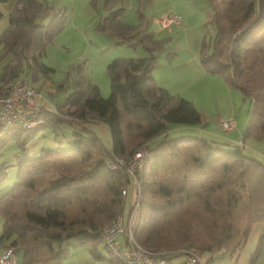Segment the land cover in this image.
<instances>
[{"label":"trees","instance_id":"obj_1","mask_svg":"<svg viewBox=\"0 0 264 264\" xmlns=\"http://www.w3.org/2000/svg\"><path fill=\"white\" fill-rule=\"evenodd\" d=\"M208 2L209 23L216 34L211 46L203 44L200 64L251 101L242 143L195 135L170 137V126H199L207 116L155 80V53L161 45L146 30L149 21L144 20L139 28L146 29L134 35L137 28L116 27L111 11L99 29L122 43L143 46L149 56L112 60L107 67L111 82L107 98L98 85H91L89 91H74L60 104L76 107L73 113L81 126L41 107H31L45 118L37 127L0 125V149L9 138L20 148L17 179L9 191L0 192V240L22 254L21 264H65L70 240L91 244L96 258L108 259L95 248L117 214L131 210L123 191L134 180L141 188L135 238L170 261L179 255L185 258L189 251L206 257L205 264L221 252L236 258L252 225L264 223V153L260 159L244 150L245 140H264V0ZM65 18L62 11L39 0L15 4L0 34V62L4 61L0 97L8 95L10 83L18 77L33 82L52 77L56 70L44 57L64 29ZM95 118L107 125L111 149L86 124ZM63 122L74 126L68 148L43 147L39 154H29V145L47 127L61 140ZM137 150L144 151V165L135 175L125 165L108 166L116 158L127 162ZM8 168L0 162V181ZM109 260L121 263L113 256Z\"/></svg>","mask_w":264,"mask_h":264},{"label":"rangeland","instance_id":"obj_2","mask_svg":"<svg viewBox=\"0 0 264 264\" xmlns=\"http://www.w3.org/2000/svg\"><path fill=\"white\" fill-rule=\"evenodd\" d=\"M18 1L0 2V10L4 13V17L0 19V34L8 24V14ZM39 1L62 11L66 16V23L64 29L49 44L47 55L44 57V62L56 71L49 79L32 81L41 94L35 98L37 104L42 100L44 107L50 109L66 102L74 91H89L91 85H98L101 95L107 98L111 93L108 64L116 58L149 56L148 50L143 46L122 43L117 36L99 29L103 18L109 17L112 11L111 18L114 19L116 27L137 28L134 35L146 29L145 25L139 28L144 20L149 21L146 30L150 31L153 39L161 45L160 50L155 53L157 62L153 76L160 86L168 91L172 90L170 92L176 95L181 93L180 96L192 101L196 108L207 116L204 124L188 128L195 131L173 130L170 131V137L195 135L233 142L230 138L238 136L239 141L243 140L253 109L251 101L244 98L240 90L227 86L218 75L205 74L208 76L200 77L204 75L200 70V51L205 43L211 46L216 34V28L209 23L208 0ZM168 13L180 15L181 24L173 25L169 29L156 22ZM1 49L0 45V52ZM3 62H0V73L3 70ZM67 78L64 88L60 87L62 81ZM75 110L76 107L69 104L65 109L59 108L56 112L63 118L74 121V125L81 126V121L73 113ZM231 118L238 123L236 132H227L222 127V121ZM86 124L99 135L107 148L112 147L110 131L102 121L95 118ZM73 131L74 126L71 123L63 122L61 131L58 132L61 135L60 140L53 128L47 127L35 136L28 152L30 155H37L43 147L68 148V140L73 138ZM263 144L260 140L259 147L252 153L248 149L249 141H246L244 150L247 154L261 159L264 153ZM19 150V145L13 138L3 141L1 145L0 162L9 165L7 175L0 181L1 193L9 191L17 179L18 171L15 165L16 153ZM131 186L134 187L133 182ZM133 203L134 199L131 204ZM92 248L91 244L80 245L76 240H70L65 264H116L109 261L111 255L105 248L104 240L95 249L108 259L96 258L91 252ZM17 257V264H21L22 254L18 253ZM204 260L206 261V257ZM210 264H237V257L233 259L228 253H217Z\"/></svg>","mask_w":264,"mask_h":264},{"label":"built area","instance_id":"obj_3","mask_svg":"<svg viewBox=\"0 0 264 264\" xmlns=\"http://www.w3.org/2000/svg\"><path fill=\"white\" fill-rule=\"evenodd\" d=\"M181 20V16L177 13H168L156 22L162 27L170 29L173 25H180ZM36 95L37 89L31 80L25 77L13 80L9 85L8 95L0 97V125L34 128L45 123L44 115L40 110L31 108L36 107L31 106L32 99ZM24 106H30V108L26 109ZM234 126L235 120L232 118L222 121L224 130H231ZM124 165L128 167V171L132 175H135L136 170L141 169L144 165V151L137 150L127 162L119 158L108 162V166L112 169ZM133 183L136 195H134L131 210L124 209L118 213L102 234L105 248L110 255L118 259L120 264H205L203 257L193 251H189L179 263H173L160 253L148 250L135 238L134 221L140 204L141 188L138 180H134ZM128 192L129 187L123 191L126 199L129 196ZM17 258L13 247L8 246L0 255V264H17Z\"/></svg>","mask_w":264,"mask_h":264},{"label":"crops","instance_id":"obj_4","mask_svg":"<svg viewBox=\"0 0 264 264\" xmlns=\"http://www.w3.org/2000/svg\"><path fill=\"white\" fill-rule=\"evenodd\" d=\"M7 21H8V19H7ZM201 68H202V66H201ZM201 68H200V70H201V72H203L204 75H200V77L201 78H204L203 76L207 77L208 75H205V74H210V73H207L203 68L202 69ZM211 75L215 76V74H211ZM157 83L159 84L158 81H157ZM37 90H38V95L36 97H38L39 94H40V90L39 89H37ZM170 91H172V90H170ZM172 94H175V93H172ZM40 96H41V94H40ZM35 98L32 99L31 106L41 107L43 109H47V110H50L52 112L58 111L59 108L65 109L69 105V104H66L64 106L63 105L54 106V107H50V109H48V108L44 107V104H43L42 100H41L42 102L40 101V104H37V100H35ZM105 126L107 127L106 124H105ZM188 128H191V127L172 125L170 130L171 131H173V130H175V131H184V130H186ZM237 128H238V123L236 121L235 127L233 129L227 131V132H236V131H238ZM188 130L195 131V129L194 130L193 129H188ZM230 139H232V141H233L232 143H238V144L242 143V141H239L240 137L238 138V136L232 137ZM227 141L229 142V140H227ZM246 141H249L250 146H249L248 149L252 153L255 152L256 148H258L259 145H260V141L253 140V139L245 140L244 141V145L246 144ZM263 143H264V140H263ZM263 148H264V144H263ZM109 149H111V148H109ZM263 152H264V150H263ZM131 187L132 186H129L128 201L132 203V201L134 199V195H136V191H135V186L132 187L133 190H131ZM2 232H3V218L0 216V237H1ZM122 240H124V239H122ZM8 244H9L8 241H1L0 240V255L4 252V250L6 249ZM80 245H82V244H80ZM177 259H180V260H177ZM183 259H184V256L179 255V256L174 257L172 259V261L174 263H179ZM251 260H253V264H264V223L263 222H256V223H254L252 225L248 240H247V242L245 244V247L243 248V250L240 252L239 256L237 257V264H251ZM87 261H89L88 258H87ZM109 261L112 262L111 260H109ZM177 261H179V262H177Z\"/></svg>","mask_w":264,"mask_h":264}]
</instances>
